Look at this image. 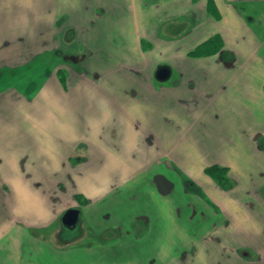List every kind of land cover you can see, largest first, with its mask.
Instances as JSON below:
<instances>
[{
	"label": "crops",
	"instance_id": "obj_1",
	"mask_svg": "<svg viewBox=\"0 0 264 264\" xmlns=\"http://www.w3.org/2000/svg\"><path fill=\"white\" fill-rule=\"evenodd\" d=\"M257 6L264 0H0L1 67L54 50L58 37L85 35L89 51L86 88L74 75L65 89L55 71L32 100L0 93V140L10 135L1 147L27 146L17 123L25 132L34 117L55 119L45 162L0 151L1 175L25 197L32 164L59 170L72 160L75 178L90 183L88 224L99 237L83 245L77 233L35 231L47 219L33 222L23 204L14 217L28 220L0 219V264H264ZM214 36L220 51L191 55ZM162 66L171 69L166 81L156 77ZM81 144L94 149L82 172ZM215 165L227 171L225 185L207 173ZM173 225L181 234L171 239Z\"/></svg>",
	"mask_w": 264,
	"mask_h": 264
},
{
	"label": "rangeland",
	"instance_id": "obj_2",
	"mask_svg": "<svg viewBox=\"0 0 264 264\" xmlns=\"http://www.w3.org/2000/svg\"><path fill=\"white\" fill-rule=\"evenodd\" d=\"M263 11L264 6H257L256 8L250 9V12L255 14L253 19H251V22L261 30L264 29V20L260 19V22L258 21L257 17ZM257 13L258 15H256ZM64 37H58L60 43L52 51L36 53L33 55V57L28 58L27 61L20 62L15 67L9 68L0 66V93L4 91H15L17 94L19 93L22 96L32 100L40 94L39 92L42 90L46 79L50 76V74H52V72L55 71L58 73L61 81L64 82L63 85L66 87L65 89H72L73 83L71 81V77L74 75L80 83V86H84L86 88V85H84L83 82L87 81V72H85L83 65L87 62V54H89L87 48V36L70 35L67 37L69 41H66ZM2 101L3 100L0 99L1 103ZM17 108L20 107L17 106ZM40 118L41 117L38 116L37 120L35 121L34 117L32 124L26 121V126L30 125V129L29 127L26 128L25 132L21 131L24 130L22 123L16 124V132L19 133L20 138L24 140V142L25 139H28V142H25L27 144L25 148H21L19 146V142L14 141L16 143L15 148H10L8 150L7 147L0 146V151H2V153L9 151L14 152L16 157L30 156L31 160H34L37 156L38 159L43 160L44 163L47 152H49L50 149L45 147V140L43 139L45 138L50 140L51 132L49 131L50 128L48 127L50 126L49 122H54L52 121L54 118L44 117L45 119L43 118L42 121H40ZM46 123L47 127H45ZM3 124L2 122L0 123V125ZM37 126L38 128L35 129ZM42 127L46 128V132H41V129H43ZM18 133L16 134V137L18 136ZM9 136V134H3V141L0 140V142L4 144L7 143ZM52 137L54 138V136ZM81 143L87 142L85 141ZM70 148L71 145L65 150L68 152L71 150ZM93 150V148L87 147L86 144H81L79 149V166L81 167V172L82 169L87 171V164L91 155L89 153ZM97 150L103 151L102 149ZM142 150L146 152L148 149ZM147 153L148 154H141L140 157H143L144 159L145 157L147 158L150 155L148 151ZM62 166L63 168L59 170H53V167L55 168L56 164L53 165L51 162H49L47 165L39 163L32 164V168H30L32 171L31 178H29L30 180L28 183L26 182L27 185H31L32 183V187L31 191L28 192L29 196L25 195V197H23V192L21 190H13L12 186L8 184V181L4 180L1 175L0 168V219L8 220V217H11V219H15L17 221L28 220L25 218L27 215L22 217H14V213L17 207L23 206V204H29L28 207H31V209L27 210V214L31 213L29 218H31L33 222L38 224V221H42L43 225L44 217L47 219L45 220V225H43L44 227H40V224L38 226L40 228L35 229V231H42L48 235H55L57 233L63 232L65 236H68L67 232L74 234L77 233V235H80L78 237V242L80 244L87 245L93 240H99V237L90 235V227L88 224L90 219L89 205L93 200L87 194L90 183L87 179L75 178L76 166L72 160H66ZM217 172L219 175V169ZM113 182L114 187L118 185L120 181L117 180ZM221 182H223V185L228 182L227 174H224V179ZM189 183L190 180H185L186 186H189ZM193 186L195 187V185ZM70 208L81 209L83 211V218L77 228L66 231L62 225L61 218L62 215ZM40 215L42 216L41 218ZM115 232L116 229H113L111 233L115 234ZM175 233L181 234V231L178 228H175L173 225L169 228L168 235L171 239H173ZM76 240L74 238L72 241L75 242ZM167 242L169 245H171L170 241Z\"/></svg>",
	"mask_w": 264,
	"mask_h": 264
},
{
	"label": "trees",
	"instance_id": "obj_3",
	"mask_svg": "<svg viewBox=\"0 0 264 264\" xmlns=\"http://www.w3.org/2000/svg\"><path fill=\"white\" fill-rule=\"evenodd\" d=\"M223 47L222 39L218 36H214L211 39H209L206 43L200 45L191 52V55L193 56H208L212 54H216L218 51L221 50ZM219 169V175L217 170ZM207 173L215 179L217 182H219L220 185H223L221 181L224 179V174H227V171L224 168L218 167L217 165L209 167L207 169ZM225 185V184H224Z\"/></svg>",
	"mask_w": 264,
	"mask_h": 264
},
{
	"label": "water",
	"instance_id": "obj_4",
	"mask_svg": "<svg viewBox=\"0 0 264 264\" xmlns=\"http://www.w3.org/2000/svg\"><path fill=\"white\" fill-rule=\"evenodd\" d=\"M171 76V69L168 66H162L157 70L156 77L160 81H166ZM81 220V210L79 208L68 209L61 218L62 225L73 230L77 228Z\"/></svg>",
	"mask_w": 264,
	"mask_h": 264
},
{
	"label": "flooded vegetation",
	"instance_id": "obj_5",
	"mask_svg": "<svg viewBox=\"0 0 264 264\" xmlns=\"http://www.w3.org/2000/svg\"><path fill=\"white\" fill-rule=\"evenodd\" d=\"M78 227V226H77Z\"/></svg>",
	"mask_w": 264,
	"mask_h": 264
}]
</instances>
